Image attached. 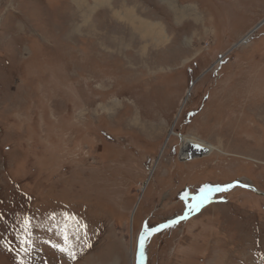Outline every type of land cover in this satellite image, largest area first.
Wrapping results in <instances>:
<instances>
[{"label":"rangeland","instance_id":"1","mask_svg":"<svg viewBox=\"0 0 264 264\" xmlns=\"http://www.w3.org/2000/svg\"><path fill=\"white\" fill-rule=\"evenodd\" d=\"M234 182L143 264H264V0H0V264H138Z\"/></svg>","mask_w":264,"mask_h":264},{"label":"snow or ice","instance_id":"2","mask_svg":"<svg viewBox=\"0 0 264 264\" xmlns=\"http://www.w3.org/2000/svg\"><path fill=\"white\" fill-rule=\"evenodd\" d=\"M195 147L199 148V145H194ZM232 187V185H204L202 186L199 191L196 194L191 195L189 198V194L187 192L183 193V199L186 202V211L183 216L178 217L176 220H170L166 223L157 225L155 227L149 228L147 225H145L144 234H142L139 242V246L141 249V252L139 254V259H144L143 249L146 243V239L151 234L158 232L164 228H168L170 226H173L174 224L178 223L179 220L186 219L189 213L192 211H198L204 204L211 202L212 196L216 192L225 191L228 188ZM32 223L30 217H25L22 222V234L23 238L18 237L20 239L21 244V251L27 252L29 249L23 247L24 245H30L32 243L31 236H32ZM62 251H68L67 249H61ZM72 259H75V255L72 254ZM21 264H23V261H21Z\"/></svg>","mask_w":264,"mask_h":264},{"label":"bare ground","instance_id":"3","mask_svg":"<svg viewBox=\"0 0 264 264\" xmlns=\"http://www.w3.org/2000/svg\"><path fill=\"white\" fill-rule=\"evenodd\" d=\"M103 1V0H102ZM194 145H199L197 148ZM181 158L184 160H193L196 156L212 153L216 147L212 143L206 141H198L194 138L183 137V146L181 148Z\"/></svg>","mask_w":264,"mask_h":264},{"label":"water","instance_id":"4","mask_svg":"<svg viewBox=\"0 0 264 264\" xmlns=\"http://www.w3.org/2000/svg\"><path fill=\"white\" fill-rule=\"evenodd\" d=\"M230 185H232V187L233 186H235V185H240V186H242V187H246V188H251V189H253L251 186H247V185H244V184H241V183H239V182H234L233 184H230ZM232 187H230V188H232ZM176 220V219H175ZM180 221V220H179ZM168 222V221H167ZM166 223V222H165ZM163 224V223H162ZM154 234V233H153ZM153 234H151V235H153ZM150 235V236H151ZM149 237V236H148ZM140 252H141V249H140V246H139V250H138V264H143V260H140L139 259V254H140Z\"/></svg>","mask_w":264,"mask_h":264}]
</instances>
